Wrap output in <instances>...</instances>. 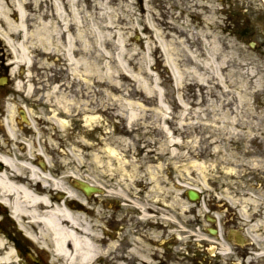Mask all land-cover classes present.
<instances>
[{
	"label": "rangeland",
	"instance_id": "rangeland-1",
	"mask_svg": "<svg viewBox=\"0 0 264 264\" xmlns=\"http://www.w3.org/2000/svg\"><path fill=\"white\" fill-rule=\"evenodd\" d=\"M17 4L26 11L27 39L16 28V4L0 31L16 49H29L31 64L18 51L14 65L27 68V108L47 135L41 150L33 136L18 137L27 157L44 151L50 172L62 157L68 164L59 177L78 169V179L104 189L97 199L108 207L89 206L106 221L143 216L144 232L158 222L159 241L171 245L159 246L160 255L181 264H214L211 227L264 244L263 56L239 45L201 0H63L64 14L53 20L37 12L40 0ZM61 17L74 24L73 45ZM114 83L121 93L101 92ZM190 189L201 199L189 201Z\"/></svg>",
	"mask_w": 264,
	"mask_h": 264
},
{
	"label": "bare ground",
	"instance_id": "bare-ground-1",
	"mask_svg": "<svg viewBox=\"0 0 264 264\" xmlns=\"http://www.w3.org/2000/svg\"><path fill=\"white\" fill-rule=\"evenodd\" d=\"M56 7L59 15H63L64 10L60 3H57ZM75 10L72 9L73 19H78V12ZM18 13L22 21L16 28L22 33L24 39H27L28 33L22 24L25 11L21 6H18ZM59 21L65 28L67 41L73 45L70 32L74 24L63 17L59 18ZM6 43L15 53L20 52L21 62L25 65L31 64L29 49L24 43L19 44L17 49L13 47L10 39H7ZM53 52H57V49L54 48ZM187 57L191 61L196 60L188 54ZM103 67L108 71L113 68L107 65ZM119 74L120 77H124L121 73ZM108 87L101 92L121 93L118 83ZM11 134L14 135L13 132ZM9 151V147H0V164L2 165L0 168V209L8 207L16 228H20L23 234L30 239L24 237L33 247V252H30L31 258L35 259L34 254H46L51 264H108L110 262L118 264L120 260L127 259H124L125 253L123 252L127 243L114 241L112 234L109 237L106 236L109 235L106 216L102 212L97 214L89 206L90 201L81 197L79 192L72 187L78 179V169L65 173V175L61 174L60 177L63 178H57L59 172L55 169V175L52 177L50 169L41 172L32 161L25 160L18 154L8 156ZM75 152L76 150L73 154ZM46 161L51 163L49 157H46ZM59 161L62 169L63 164H68L62 161V157ZM36 181H40L41 184ZM123 194H120L121 198L124 197ZM130 203L133 207L137 206V204L134 205V201ZM137 207L143 213L141 207ZM10 237V232L4 228V220L0 217V264H26L21 251L18 250L16 244L11 242ZM223 251H226L225 247ZM154 254V250H150L148 259ZM38 259L41 260L40 257Z\"/></svg>",
	"mask_w": 264,
	"mask_h": 264
},
{
	"label": "flooded vegetation",
	"instance_id": "flooded-vegetation-1",
	"mask_svg": "<svg viewBox=\"0 0 264 264\" xmlns=\"http://www.w3.org/2000/svg\"><path fill=\"white\" fill-rule=\"evenodd\" d=\"M15 0H0L2 4V13H0V20L6 17L5 12H10L13 8V2ZM18 1V0H16ZM33 2V0H31ZM41 7L37 9V12H41L43 15L55 14L54 2L55 0H40ZM204 6L207 12H217L221 20H225L232 35L239 40H246L247 42H253L254 46L250 45V48L254 52H258V55L264 57V0H214L217 8L209 9V5ZM32 7L30 11H32ZM34 12H36L34 10ZM45 12V14H44ZM35 14V13H34ZM0 27L2 24L0 23ZM3 28V27H2ZM11 55L8 53L7 46L0 41V147H12L15 141H12L10 137V130H17L18 128L25 129L29 122L26 117V113L20 109L12 110L17 103L22 108L27 107L28 101L26 100L25 87H19L17 89V82L23 83L22 72L15 71L12 65ZM18 76V77H17ZM20 77V78H19ZM24 84V83H23ZM37 89H42L37 85ZM42 94V93H41ZM27 111V110H26ZM29 115V113H28ZM41 127L42 124H40ZM25 126V127H23ZM30 128V126H29ZM26 136H31V133H26ZM28 138V137H26ZM41 137H38L40 141ZM239 216H236V222L240 224ZM252 221V220H250ZM125 224L139 225L136 221L125 222ZM138 228V227H137ZM155 235L159 236V228L156 227L153 230ZM132 232L137 233L134 229ZM146 234L141 235V241H144L143 237L147 240H151ZM136 238V235H133ZM130 248V247H129ZM143 252V247L140 248ZM231 253L218 255L215 264H264V244L258 241L249 240L244 245L240 243H234L232 248L229 249ZM146 261H138L135 257L129 261V264H175V259L170 255H164L160 257L158 252L148 259L147 254Z\"/></svg>",
	"mask_w": 264,
	"mask_h": 264
},
{
	"label": "water",
	"instance_id": "water-1",
	"mask_svg": "<svg viewBox=\"0 0 264 264\" xmlns=\"http://www.w3.org/2000/svg\"><path fill=\"white\" fill-rule=\"evenodd\" d=\"M84 190L86 191V193H89V192L91 191V189H90V188H88V187L84 188ZM190 196H191V198H192V199H194V198H195V196H194V194H193V193H190Z\"/></svg>",
	"mask_w": 264,
	"mask_h": 264
}]
</instances>
